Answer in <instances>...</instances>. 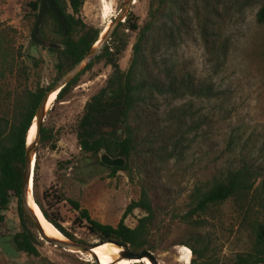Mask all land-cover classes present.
Masks as SVG:
<instances>
[{
    "label": "rangeland",
    "instance_id": "1",
    "mask_svg": "<svg viewBox=\"0 0 264 264\" xmlns=\"http://www.w3.org/2000/svg\"><path fill=\"white\" fill-rule=\"evenodd\" d=\"M31 0H0V25L15 31L17 44L27 56L42 60L39 82L47 86L55 77L57 62L54 52L34 44L29 36L33 23L29 21L27 3ZM124 0H84L83 20L104 30L120 11ZM155 0H134L130 10L141 26L147 17L149 4ZM264 0H185L184 23L175 45L165 53L177 62L182 73H189L209 82L220 93L211 99L193 100L195 121L199 130L181 160H165L163 155L141 152L130 161V172H111L96 157H83L76 139L75 125L89 98L114 88L122 71H126L135 33L121 30L128 45L115 69L103 60L95 62L79 77L77 83L60 101L48 109L44 125L51 128L52 142L37 149L36 191L48 214L76 240L86 243L98 239L89 233L86 222L78 220V210L71 201L88 210L91 217L102 223L115 225L131 200L138 198L142 188L151 197L157 220L169 229L163 246L183 239L184 231L172 220V215L184 208L192 186L211 177L217 169L244 157L260 171L256 186L264 189V22L257 21V12ZM125 17L121 20L124 21ZM208 17L211 33L203 37L204 19ZM50 31L54 30L49 24ZM35 84V80L32 82ZM192 101L190 98L158 97L148 110L152 114L143 130L162 138L170 109ZM53 100L51 101V104ZM117 134L124 136L123 125ZM157 150V149H156ZM155 150V151H156ZM159 153L160 149H158ZM65 162L62 166L59 163ZM33 178V177H32ZM33 182V179H32ZM33 184V183H32ZM256 207L261 206L257 201ZM221 223L214 220L206 229L218 242L221 262L231 259L248 246V231H238L235 208L231 203L222 207ZM0 264H95L90 255L70 252L43 240L37 244L40 256L18 251L12 238L21 229L17 201L11 198L1 211ZM136 209L125 219L133 226L141 216ZM232 223L235 224L232 227ZM62 235V234H61ZM64 237V235H62ZM162 245V244H161ZM157 249L154 254L161 264H183L178 248ZM191 258V256H190Z\"/></svg>",
    "mask_w": 264,
    "mask_h": 264
},
{
    "label": "trees",
    "instance_id": "2",
    "mask_svg": "<svg viewBox=\"0 0 264 264\" xmlns=\"http://www.w3.org/2000/svg\"><path fill=\"white\" fill-rule=\"evenodd\" d=\"M66 19L64 35L57 19L48 8L39 29V35L63 48L52 47L57 62L55 77L47 86L39 82L42 60L27 56L26 62L23 46L17 44L15 31L0 25V222L11 200L17 201L21 229L15 233L12 241L18 251L35 257L40 256L37 244L41 241L32 223L24 215L21 207V183L24 168L27 132L35 115L36 108L50 85L77 63L98 40L102 29L86 23L81 16L84 0H54ZM185 0H155L149 4L147 17L140 26L135 15L129 12L123 22L115 28L110 40L100 53L75 78L64 86L55 96L52 105L62 100L77 83L81 74L95 62L103 60L115 69L118 60L128 45V38L121 30L135 33L131 47L129 65L122 80L123 93L119 96L107 95L104 90L92 95L83 107V112L75 125L76 139L83 157H96L101 150L111 156H124L126 164L122 167H109L111 172H130V161L138 153L146 155H163L165 160H181L193 142L191 135L199 130L195 121L193 100L211 99L220 95L207 81L198 79L189 73H182L177 62L165 55L179 36L184 23ZM39 0L27 3L29 21L34 24ZM257 21L264 22V5L257 12ZM54 30L50 31L48 25ZM203 37L211 33L208 17L202 27ZM35 80L34 86L32 82ZM158 97L173 99L190 98L187 104L169 110L165 133L162 138L144 132L146 123L152 114L148 110ZM119 112V121L123 125L124 136L115 130L102 132L97 119L99 115ZM40 145L55 139L51 128L42 124ZM157 149V150H156ZM158 149H160L159 153ZM156 150V151H155ZM37 153L34 169L37 166ZM65 162L59 163L62 166ZM34 175V172H33ZM260 171L244 157L216 170L211 177L198 180L184 202L180 213L173 214L172 220L178 219L179 227L185 232L183 239L163 246L168 240L169 227L157 220V213L151 197L142 188L137 199L126 206L120 220L115 224L102 223L91 217L88 210L71 201L78 210V220L85 221L90 234L98 240L115 241L128 246L131 250L147 249L155 252L166 250L170 246H186L191 251L189 264H264V189L256 186ZM33 198L42 215L51 222L65 237L76 240L43 207L36 191V177L33 176ZM261 206L256 207L257 201ZM231 203L235 208L237 229L248 231V246L236 252L231 259L221 262L218 257V242L206 229L214 220L219 223L222 207ZM140 210L133 226L125 223L128 215ZM235 226L234 223L231 224ZM162 244V245H161ZM95 261V260H94ZM95 264L96 261H95ZM131 264H145L133 262Z\"/></svg>",
    "mask_w": 264,
    "mask_h": 264
},
{
    "label": "water",
    "instance_id": "3",
    "mask_svg": "<svg viewBox=\"0 0 264 264\" xmlns=\"http://www.w3.org/2000/svg\"><path fill=\"white\" fill-rule=\"evenodd\" d=\"M134 0H124L122 7L118 14L113 18V20L107 25V27L101 32L99 35L98 40L94 43V45L84 54V56L75 63L70 69H68L63 75H61L56 81H54L50 87L45 92L44 96L42 97L40 103L38 104L34 119L30 126H32L33 122L35 123V132L34 136L31 140H28V132H27V140L25 146V156H24V168H23V175H22V183H21V207L23 210L24 215L27 219L32 223L34 229L36 230L38 237L40 240H43L53 246L62 248L64 250L90 255L97 264L98 257L93 252L94 248L103 245L105 243H110L119 248L117 252V257L108 264H118L122 260L133 261V262H143L145 264H161L157 257L155 256L154 252L142 249L138 251L131 250L128 246L119 244L115 241L109 240H98L97 242L93 243H86L81 242L78 240H71L64 236L63 239L55 238L48 236L34 211V209L30 206L29 203V196L32 195L33 198V189H32V177H33V162L35 163V156L37 153L38 146L40 144V129L42 124L44 123L46 114L48 109L51 107L50 97L53 94H56L66 86L73 78H75L91 61L95 59V57L100 53L103 49L105 44L110 40L115 28L121 22V20L125 17V14L128 13L130 7ZM47 8L51 10L61 30L64 35L67 34L66 31V19L64 15L59 10L58 6L56 5L54 0H39L36 18L30 32V40L43 48L49 50L52 47L63 48V45L58 43H52L48 40L43 39L39 35V29L42 25L44 20ZM123 72H121L116 80V86L112 89L108 90L109 95H121L123 93L122 89V79H123ZM120 117L119 112L101 115L99 116V120L102 122H113L117 121ZM122 123L120 122L118 126H121ZM30 129V127H29ZM28 129V131H29ZM113 130L111 126H103V132H110ZM99 161L108 167H122L126 164V158L124 156H111L106 150H101L99 152ZM34 200V198H33ZM35 202V201H34ZM37 205V203L35 202ZM39 207V206H38ZM42 212V211H41ZM43 214V213H42ZM132 262V263H133Z\"/></svg>",
    "mask_w": 264,
    "mask_h": 264
},
{
    "label": "bare ground",
    "instance_id": "4",
    "mask_svg": "<svg viewBox=\"0 0 264 264\" xmlns=\"http://www.w3.org/2000/svg\"><path fill=\"white\" fill-rule=\"evenodd\" d=\"M55 96L56 94H53L50 97V103L52 100H54ZM34 132H35V123L33 122L28 132V140H31L33 138ZM33 167H34V162H33ZM31 183H32V180H31ZM29 203H30V206L34 209L45 233L48 236L63 239L64 237L61 235L59 230L42 215L38 205L35 204L31 194L29 196ZM118 250L119 248L117 246L110 244V243H105L103 245H100L94 248L93 252L98 257V262L100 264H108L117 257ZM177 252H178L179 260H181L183 264H189L190 256H191L190 249L186 246H179ZM132 262L133 261L122 260L118 264H131ZM143 262H146V261L144 260Z\"/></svg>",
    "mask_w": 264,
    "mask_h": 264
},
{
    "label": "flooded vegetation",
    "instance_id": "5",
    "mask_svg": "<svg viewBox=\"0 0 264 264\" xmlns=\"http://www.w3.org/2000/svg\"><path fill=\"white\" fill-rule=\"evenodd\" d=\"M48 9V8H47ZM122 72V71H121ZM120 72V73H121ZM119 73V74H120ZM124 75V74H123ZM119 76V75H118ZM118 78V77H117ZM117 80V79H116ZM123 80V79H122ZM115 86H116V81H115ZM110 89H112V88H110ZM108 90L109 89H107L105 92H106V94L107 95H109L107 92H108ZM111 96H119V95H111ZM112 113H115V112H112ZM107 114H111V113H107ZM107 114H102V115H107ZM99 116H101V115H99ZM120 118V117H119ZM99 122H101L102 124H100V130L102 131V127L103 126H111V127H113V130H115L116 131V129H117V126H118V124L120 123V121H119V119L117 120V121H113V122H102V121H100L99 120V117H98V119H97ZM112 130V131H113ZM103 132V131H102ZM111 132V131H110ZM117 132V131H116Z\"/></svg>",
    "mask_w": 264,
    "mask_h": 264
}]
</instances>
